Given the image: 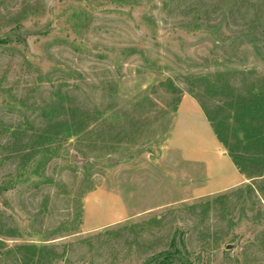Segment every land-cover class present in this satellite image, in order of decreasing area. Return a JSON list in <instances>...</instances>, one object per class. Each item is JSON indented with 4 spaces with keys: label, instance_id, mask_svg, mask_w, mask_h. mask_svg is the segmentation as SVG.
I'll list each match as a JSON object with an SVG mask.
<instances>
[{
    "label": "rangeland",
    "instance_id": "obj_1",
    "mask_svg": "<svg viewBox=\"0 0 264 264\" xmlns=\"http://www.w3.org/2000/svg\"><path fill=\"white\" fill-rule=\"evenodd\" d=\"M183 94L241 185L190 194ZM0 264H264V0H0Z\"/></svg>",
    "mask_w": 264,
    "mask_h": 264
},
{
    "label": "crops",
    "instance_id": "obj_2",
    "mask_svg": "<svg viewBox=\"0 0 264 264\" xmlns=\"http://www.w3.org/2000/svg\"><path fill=\"white\" fill-rule=\"evenodd\" d=\"M166 147L175 153L178 161L193 173L187 184L193 196H205L241 185L246 178L234 164L228 152L206 118L198 102L183 94L174 111ZM120 197L114 193L103 196L100 202L84 206V224L94 228L118 221L126 216Z\"/></svg>",
    "mask_w": 264,
    "mask_h": 264
},
{
    "label": "trees",
    "instance_id": "obj_3",
    "mask_svg": "<svg viewBox=\"0 0 264 264\" xmlns=\"http://www.w3.org/2000/svg\"><path fill=\"white\" fill-rule=\"evenodd\" d=\"M251 104H254V103H251ZM200 107L202 108V106H200ZM202 110H203V109H202ZM203 112H204V111H203ZM204 114H205V112H204ZM205 116H206V118H207L208 121H209V118L207 117L206 114H205ZM209 122H210V121H209ZM210 125L212 126V128H213V130H214V133L216 134L217 138L220 140V142H222L221 139L219 138V136H218L216 130L214 129L213 125L211 124V122H210ZM228 154H229V153H228ZM229 156L231 157V159H232V161L234 162V164L237 166V164H236V162L234 161V159L232 158L231 154H229ZM237 167H238V169L240 170V172H242L241 169L239 168V166H237Z\"/></svg>",
    "mask_w": 264,
    "mask_h": 264
}]
</instances>
